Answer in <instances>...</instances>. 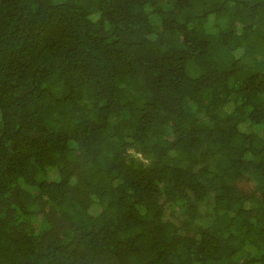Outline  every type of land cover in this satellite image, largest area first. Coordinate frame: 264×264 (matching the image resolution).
I'll return each mask as SVG.
<instances>
[{
	"label": "trees",
	"instance_id": "1",
	"mask_svg": "<svg viewBox=\"0 0 264 264\" xmlns=\"http://www.w3.org/2000/svg\"><path fill=\"white\" fill-rule=\"evenodd\" d=\"M0 264H264V0H0Z\"/></svg>",
	"mask_w": 264,
	"mask_h": 264
}]
</instances>
